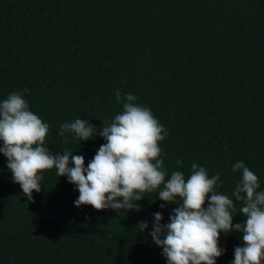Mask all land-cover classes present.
<instances>
[{
    "label": "trees",
    "instance_id": "obj_1",
    "mask_svg": "<svg viewBox=\"0 0 264 264\" xmlns=\"http://www.w3.org/2000/svg\"><path fill=\"white\" fill-rule=\"evenodd\" d=\"M24 89L49 125L54 155L73 151L87 167L106 143L103 121L122 111L120 90L164 126L166 179L173 171L187 179L193 163L210 178L219 173L217 191L235 203L233 224L246 217L232 196L241 176L232 165L242 160L264 191V0H0V102ZM76 118L97 134L61 136ZM40 175L29 201L0 153V264H167L151 237L153 214L166 224L179 197L168 203L145 192L139 211L77 207L67 176L55 168ZM218 244L216 264H232L241 233L221 232Z\"/></svg>",
    "mask_w": 264,
    "mask_h": 264
},
{
    "label": "clouds",
    "instance_id": "obj_2",
    "mask_svg": "<svg viewBox=\"0 0 264 264\" xmlns=\"http://www.w3.org/2000/svg\"><path fill=\"white\" fill-rule=\"evenodd\" d=\"M24 91L27 89L13 92L0 102V153L7 157L13 181L29 201L34 190H41L40 173L53 168L57 176H67L77 186V207L139 211L136 201L145 197L142 194L158 190L162 201L178 203L177 197L182 201L172 209L166 224H161L162 213L153 214L151 237L162 247L167 264H216L224 251L218 244L220 233L231 231L240 232L243 242V246L235 247L232 264H264V191H257L258 176L242 160L232 165L233 172L241 173L232 196L240 203L239 213L246 220L233 224L235 203L217 191L223 183L219 173L210 178L204 166L193 163L187 179L181 171H173L166 179L160 147L166 130L149 108L136 103L132 93L122 96L116 90L122 111L111 123L103 121L99 135L106 143L85 167L82 155L67 149L54 155L49 150L45 144L49 125L29 109ZM65 132L80 142L96 135L97 128L88 120L76 118L60 126V135ZM176 163L183 162L178 159ZM137 227L143 231L148 224L141 221Z\"/></svg>",
    "mask_w": 264,
    "mask_h": 264
}]
</instances>
